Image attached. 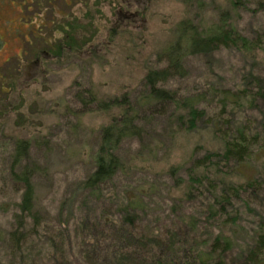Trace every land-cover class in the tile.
Wrapping results in <instances>:
<instances>
[{
    "label": "trees",
    "instance_id": "16d2710c",
    "mask_svg": "<svg viewBox=\"0 0 264 264\" xmlns=\"http://www.w3.org/2000/svg\"><path fill=\"white\" fill-rule=\"evenodd\" d=\"M230 2L202 30L197 21L178 23L173 41L158 54L164 67L147 70L137 100L127 93L101 102L92 92H78L81 118L95 104L113 119L99 129L91 173L69 199L86 194L79 209L84 217L74 226L61 222L62 212L58 224L39 210L35 180L48 170L25 164L32 143L18 141L9 177L21 197L0 200L1 213L14 211L10 228L0 229V264H264V25L246 32L234 19L235 13L264 16V0ZM36 3L37 10L45 1ZM103 3L97 0L95 8ZM70 40L75 44L56 41L47 52L54 58L63 50L67 57L66 46L73 52L85 46L81 36ZM218 53L237 54L247 66L234 82L208 80ZM192 57L209 65L203 85L188 94L166 88L189 78ZM64 107L62 117L81 114ZM204 132L217 147L195 145L187 160L174 162L180 139H202ZM129 142L137 144L132 152L124 150ZM136 176L138 186L124 185ZM247 215H254L248 235Z\"/></svg>",
    "mask_w": 264,
    "mask_h": 264
},
{
    "label": "rangeland",
    "instance_id": "374dc122",
    "mask_svg": "<svg viewBox=\"0 0 264 264\" xmlns=\"http://www.w3.org/2000/svg\"><path fill=\"white\" fill-rule=\"evenodd\" d=\"M37 1L41 0H0V200L17 202L21 197L9 177L11 160L18 141H29L32 147L25 164L39 163L49 174L35 180L39 210L58 224L62 212L61 222L70 219V226H74L84 217L79 209L86 194L73 196V202L69 199L91 173L90 159L99 146V129L113 119V113L95 104L87 105L89 112L81 118L83 105L76 100L78 92H92L101 102L121 99L127 93L137 100L147 70L164 67L163 62L157 63L158 54L173 41L178 23L183 19L197 21L202 30L218 20L220 10L231 8V0H104L100 8H95L97 0H53L52 5L51 0H44L36 10ZM234 19L246 32L264 25V16L252 19L235 13ZM56 24L62 25L61 32H53ZM71 24L76 29L66 28ZM71 35L82 37L85 46L81 51L73 52L66 46L67 57L62 55L63 50L54 58L49 55L56 41L74 45ZM3 44L8 46L2 49ZM8 53H12V59L4 64ZM216 59L213 79H208L213 83H232L241 68L247 67L234 53H218ZM205 62L203 58H190L186 62L189 78L174 80L166 88L188 94L196 85L202 86L209 67ZM11 71L17 73L14 86L9 80ZM3 80L6 84L1 93ZM64 106L81 114L62 117ZM202 135V139H180L174 162L187 160L195 145L217 147L206 132ZM136 147V142H129L124 150ZM133 182L124 185L138 186L140 177ZM85 206L89 210L90 204ZM8 211L0 212V229L10 228L14 211ZM246 217L243 225L248 235L254 215Z\"/></svg>",
    "mask_w": 264,
    "mask_h": 264
},
{
    "label": "flooded vegetation",
    "instance_id": "af4514ba",
    "mask_svg": "<svg viewBox=\"0 0 264 264\" xmlns=\"http://www.w3.org/2000/svg\"><path fill=\"white\" fill-rule=\"evenodd\" d=\"M5 45H6V47L8 46V44H3V46L1 48L2 49H5ZM11 59H12V53H8V57H7L6 61H4V64L10 62ZM0 67H1V65H0ZM0 79H1V77H0ZM9 80H10V83H11L12 86L16 85V82H17V73H13V71H11L10 72ZM1 84H2L1 93H3L4 92V88H5L4 85L6 84V81L3 80V82ZM0 100H1V98H0Z\"/></svg>",
    "mask_w": 264,
    "mask_h": 264
}]
</instances>
